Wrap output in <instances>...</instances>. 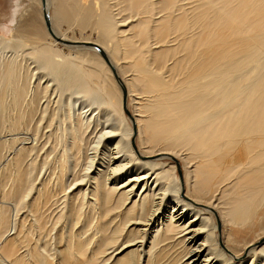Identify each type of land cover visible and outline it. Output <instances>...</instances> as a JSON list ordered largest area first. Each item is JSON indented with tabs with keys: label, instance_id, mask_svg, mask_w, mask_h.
<instances>
[{
	"label": "bare ground",
	"instance_id": "obj_1",
	"mask_svg": "<svg viewBox=\"0 0 264 264\" xmlns=\"http://www.w3.org/2000/svg\"><path fill=\"white\" fill-rule=\"evenodd\" d=\"M30 2L10 37L7 28L0 31V136H14L0 141V264H141L139 249L122 252L144 241V231L130 226H147L165 209L163 232L149 253L166 243L146 264H178L185 257L181 264H200L189 261L205 252L204 261L264 264L263 223L255 232L258 242L233 239V228L256 223L264 208V0H47L56 35L86 41L89 35L73 39L68 31L95 30L129 96H152V104L132 112L142 150L132 145L133 120L110 65L95 47L57 41L40 19L42 1ZM153 44L165 48L153 51ZM241 143L246 162L241 155L226 165V151ZM85 150L88 162L79 167ZM163 154L184 157L187 200L175 162L156 158ZM46 167L52 174L37 187ZM92 167V173L99 169L90 175ZM127 171L135 175L132 182ZM86 179L91 189L79 185L67 193ZM58 204L64 207L51 219ZM25 208L34 216L30 233L21 229L8 238ZM60 222L63 231L54 238L66 246L57 263L58 248L50 252L46 239ZM36 232L40 241L32 248ZM233 244H244V253ZM117 249L122 255L114 257L110 251Z\"/></svg>",
	"mask_w": 264,
	"mask_h": 264
},
{
	"label": "rangeland",
	"instance_id": "obj_2",
	"mask_svg": "<svg viewBox=\"0 0 264 264\" xmlns=\"http://www.w3.org/2000/svg\"><path fill=\"white\" fill-rule=\"evenodd\" d=\"M31 4V2H30V0H23V5H21V4H16L15 5V8L14 7H11L10 8V0H0V12H4V13H0V18H4L5 20H2V21H0V31L2 32L3 30L5 31L6 30V28H7V30L6 31H8V35H9V37L11 36V34H12V30H13V26H14V24H15V20L18 18V16L20 15V13L23 11L22 10V8L25 6V5H30ZM23 6V7H22ZM10 8V9H9ZM9 9V10H8ZM36 9V8H35ZM8 10V12H6ZM51 10V9H50ZM42 13V12H41ZM51 13H52V10H51ZM158 13V12H157ZM37 15V14H36ZM38 15H40L39 14V12H38ZM160 14H157L156 16H154L153 18H154V22L153 23H151V27L154 29V27L156 26V24H157V18H158V16H159ZM39 19V18H38ZM41 20H42V22H43V24H44V20H43V15L41 14V18H40ZM4 21H6L5 23H3ZM136 21V18L134 19V20H132V22H135ZM44 26H45V24H44ZM64 27L65 28H67V25L64 23ZM3 29V30H2ZM135 30H130L128 33H133ZM68 35L70 36V37H75V38H73V39H80V40H83V39H85V37H87L88 35V37L89 38H86V41H87V39L89 40V41H92V42H97L96 40H97V32H95V30H91V28L89 29H85V31L84 30H81V28H79V27H75V26H72V28H71V30H69L68 31ZM84 41V40H83ZM136 41H138V38L136 39ZM58 45H59V48H61L62 49V51H64V53L65 54H69L70 53V48H67V47H65V46H63V45H61V44H59L58 43ZM139 46H142V42H140V44H139ZM150 48L153 50V51H158V50H160V49H164L165 48V44H162V45H159V46H154V44L153 45H151L150 46ZM66 51V52H65ZM90 53H92V54H95L94 53V51H91ZM98 53V52H97ZM10 54V53H9ZM172 62H173V60L171 61V62H169L168 63V66H169V69H170V67L172 66ZM55 100H57V98H55L53 101H55ZM152 100H153V98H152V96H150V95H148V94H143L142 96L140 95L139 96V98H136L135 100L131 97V96H129V109L131 110V112H133L134 110H135V106L137 105V106H139V107H141V106H147V105H150V104H152ZM55 103H56V101H55ZM56 104H54V106H55ZM67 109V108H66ZM76 109V108H75ZM74 109V110H75ZM72 111V113H76L77 112V109H76V111ZM146 111H147V109H145L144 107H142V108H140V112H139V114H140V116H141V118H145L146 117ZM127 116V115H126ZM75 118H76V116H75ZM132 122V121H131ZM68 124H69V122H68ZM99 130L98 131H100L101 129L100 128H98ZM110 128H105V130H109ZM68 130H70V128H68ZM94 134L92 135V137L94 136V135H96L95 134V132H93ZM23 136H24V134H22ZM107 136H110V134L109 135H106L105 137H104V139L105 138H107ZM14 138V136H12V134L10 135V134H7V133H5V134H3L2 136H0V141H5V142H11L12 141V139ZM71 141V135L69 136V134H68V141ZM69 141V142H70ZM136 144H137V147L140 149V150H142V148H144V146H146V144L145 145H143L142 143H141V140H140V137L138 136L137 137V140H136ZM29 145V144H28ZM143 145V146H142ZM152 147L153 148H155L156 146L155 145H152ZM162 147V146H161ZM239 147V148H238ZM237 147V151H236V149H234L233 150V152L232 151H226V153H225V156H226V154H227V158H225V163H226V165H229V164H232L233 162V160H236V161H238V162H240V160L242 159V157H243V160H244V162H246V160H247V157H248V153L246 152V149H245V145L243 144V143H241L239 146ZM93 153V150H89V153ZM185 152H188L189 153V151H185ZM90 153V154H91ZM84 156L81 158L82 160H81V162H80V166L79 167H81V164H85V163H87L88 162V160H85V158H86V150L84 151ZM92 155V154H91ZM230 155V156H229ZM241 155H242V157H241ZM229 156V157H228ZM156 158H161V161H163V162H166V163H174V161L172 160V159H170V158H168L166 155H160V156H157ZM184 158V157H183ZM183 158H181L180 157V161H181V165L184 167V169H183V167H182V170H183V174H184V170H186L185 169V165H184V160H183ZM241 158V159H240ZM199 161V159L198 160H196V162L195 163H197ZM78 167V168H79ZM50 168V169H49ZM94 168L95 167H92L90 170H89V174L90 175H92L93 173H97V169H99L98 167H97V169H95V171L92 173V171L94 170ZM193 168H194V166L191 168V170H193ZM50 173V174H49ZM133 173H134V171H133ZM52 174V172H51V167H46L45 169H44V171L42 172V174L40 175V177H39V179L37 180V182H36V186L37 187H39L40 186V182L42 181V179L44 180V178H47L48 176H50ZM126 174L129 176V178L127 179V180H131V179H134V177H135V175L134 174H132L130 171L128 172H126ZM176 174L179 176V172H178V170H176ZM127 175H125V177L127 176ZM154 178V176H152V177H150L149 178V183L152 181V179ZM179 178H180V176H179ZM70 179H72V177H70L69 178V183L71 182V180ZM142 179V178H141ZM143 180V179H142ZM87 181V179L84 181V182H82V183H76L75 185H74V190H73V186H72V188L71 189H69L68 191H67V193L68 194H71V192H73L72 194H71V196L78 190V188L80 189L82 186H84V188L85 189H87V188H92L93 186L88 182H86ZM130 182H132V181H130ZM145 182V181H144ZM38 183H39V185H38ZM142 183H143V181H142ZM78 187H77V186ZM79 185L81 186V187H79ZM182 186V185H181ZM142 187V186H141ZM141 187H139L138 185L135 187V190H134V193L133 194H136L137 193V195L135 196L136 198H137V196H138V198L141 196V193L143 192V189L141 188ZM128 188H130V187H128ZM76 189V190H75ZM142 190V191H141ZM136 192V193H135ZM138 192H140L139 194H138ZM186 194V193H185ZM159 196H160V194H159ZM188 196V195H187ZM184 197V196H183ZM185 198V197H184ZM28 199H30V197H28ZM186 199V198H185ZM3 199H2V194H1V192H0V201H1V203L2 202H4V201H2ZM158 200V199H157ZM187 200V199H186ZM166 202H168V200L166 201ZM10 205L12 204V203H9ZM14 206V205H13ZM57 206H59V208H57ZM57 206H55V207H53V209H52V211H50L49 213L51 214V219L64 207H62V205L61 204H58ZM206 206H208V205H206V203H203L202 202V204L200 205V207H203V208H206V209H208V207H206ZM210 209V208H209ZM217 210H218V208H216ZM215 209V210H216ZM168 209H165V211H164V213H161L162 215H159V217L158 216H156L153 220H154V222H156L155 224H154V222H150L149 223V225H147V226H143L145 223H143V224H140L139 222H136V223H134L132 226H130V229H133V228H135V229H141V230H143L144 231V235H145V237H144V241H142L141 239H138L137 241H135V242H132V243H129L128 245H130V246H128L127 248H124L123 250H122V252L124 253L125 251H130V250H134V251H136V249H139L138 251H140L141 252V257H142V259H141V264H146V262H147V259L149 258V256L150 255H156V253L160 250V248H161V246H163L165 243H161L159 246H157V247H155L154 249H152V251L149 253V250H150V248H151V243H152V240H153V238H155L156 236H158L160 233H162L163 232V230H161V228H162V225H160L161 224V222L162 221H166V219H167V217H165V216H167L168 215V211H167ZM216 210V211H217ZM264 213V208H261L260 210H259V215L261 216V219L260 220H258L256 223H254L253 221H251L247 226H245V227H243V228H240V230L239 231H234V228H233V239L234 238H236V239H238L237 241H242L243 239H245V238H248L249 240H254V239H259V237H256V230L259 228V225H261L262 223L264 224V217L261 215V214H263ZM158 217V218H157ZM163 218H165V219H163ZM215 218H216V216H215ZM161 219V220H160ZM182 219H178L177 220V222H180ZM216 220H217V218H216ZM25 221V222H24ZM256 221V220H255ZM22 222H24V227H23V225H21L22 224ZM221 222H222V220H221ZM26 223V224H25ZM34 224V216L30 213V215H29V212H28V210H27V208H25V209H23L22 211H21V213H19V220H18V222H17V226H16V228H14V229H12V231H11V234L9 235V237L8 238H11V237H16V235H18L19 233V231L22 229H24V233H25V235L27 234V233H30V227L32 226ZM64 225H65V223L64 222H60V224H58L57 226H56V228L53 230V236L51 237H48V239H46V240H48L49 242V249L50 248H52V249H50L51 251L50 252H52V253H54L55 252V256H56V259H55V261L57 262V261H60L59 260V251L61 252V250H63L64 249V247L66 246V244L65 243H63V241L62 242H57L56 243V241H59L58 239H55L54 238V236H57V235H59L60 233H62V229H63V227H64ZM140 225V226H139ZM159 225V226H158ZM196 227H198V225H196L195 226V228ZM60 229V230H59ZM243 229V230H242ZM252 229V230H251ZM60 231V233L59 232H57V231ZM157 230H159V232H156ZM223 230H224V225L222 224V231H221V233H222V235H223ZM229 230H230V228H225V232H226V234H228V232H229ZM142 231V232H143ZM217 233H218V235H219V231H218V229H217ZM36 235V236H35ZM240 235V236H239ZM264 234H262V236H261V238L259 239V240H261V239H263L264 238V236H263ZM34 236L35 237H33L34 239L32 240L33 241V244H32V248H34V246L33 245H35V244H37L38 243V240L40 239V237H39V233H35L34 234ZM200 236V237H199ZM227 237V240H230V237L229 236H227V235H225V238ZM255 237V238H254ZM224 237H222V240H223V243H225V239ZM181 238H176V239H174V240H171L169 243L171 244V245H174V244H176L179 240H180ZM196 239V241L197 240H200L201 239V235H196L195 236V238H194V240ZM45 240V241H46ZM259 240H257V242L259 241ZM40 241V240H39ZM255 241V240H254ZM41 242H44V241H41ZM41 242H39V244L41 243ZM200 243V242H199ZM51 244V245H50ZM56 244H59V245H56ZM220 244V243H219ZM181 245L182 244H180V245H178L177 246V248H176V251L177 252H179V251H183V247H182V249H180V247H181ZM57 247L58 248V250L57 249H54L53 250V248H55V247ZM180 246V247H179ZM231 246H234V247H237V248H239L240 249V251H241V253H242V249L244 248V244H239V247H238V245H236V244H233V245H231ZM179 247V248H178ZM40 250L42 249V247H40L39 248ZM54 252H53V251ZM120 249H117V250H111L110 252H112L113 254V256L115 257V255H122L121 253V251H119ZM240 253V254H241ZM244 253V252H243ZM242 253V254H243ZM204 254H207V252H205V253H203L202 254V256L199 258V257H197V256H195L194 258H192V259H190V261H189V263H192L193 261H195V260H197V259H199L198 260V262H200V264H219V261H218V259H216L215 257H213V259L212 258H210L209 260L207 259L206 261H204ZM176 254H174L173 256H175ZM113 257V258H114ZM186 258L187 257H185L181 262H179L178 264H181L183 261H185L186 260ZM113 260V259H112ZM111 260V261H112ZM168 261H166L165 263H167ZM58 263V262H57ZM111 263V262H110Z\"/></svg>",
	"mask_w": 264,
	"mask_h": 264
},
{
	"label": "water",
	"instance_id": "obj_3",
	"mask_svg": "<svg viewBox=\"0 0 264 264\" xmlns=\"http://www.w3.org/2000/svg\"><path fill=\"white\" fill-rule=\"evenodd\" d=\"M41 1H42V5H43V16H44V20H45V25H46L49 33L57 41H59L60 43H63V44H70L72 46L95 47L98 50V52L103 56V58L106 60V62L110 65V67H111V69H112V71H113V73L115 75V78L117 79L119 85L122 88V92H123V108H124L125 112L127 113V115L133 120V130H134V133H133L131 142H132L133 147L136 149V147H137V144H136L137 126L134 123L133 113L129 110V107H128V100H129L128 90H127V87H126L123 79L118 74L116 66L113 65V63L111 61V58L109 57L108 53L104 50V48L102 46H100L96 42L70 40V39L61 38L58 35H56L55 32H54V30H53V25H52V22H51L50 14L46 10V8H45L46 3H47V0H41ZM163 155H166L168 158L172 159L175 162V164L177 166V170L179 172L180 180H181L183 196L188 197L185 194V191H184V174H183V170H182L181 161L179 160V158L177 156H175L173 154H163ZM206 207L210 208V210L212 209L213 212L215 211V209L212 208L211 206H206ZM217 225H218V230L221 231L222 230V222H221L220 219H218V217H217ZM262 240L264 241V238Z\"/></svg>",
	"mask_w": 264,
	"mask_h": 264
},
{
	"label": "crops",
	"instance_id": "obj_4",
	"mask_svg": "<svg viewBox=\"0 0 264 264\" xmlns=\"http://www.w3.org/2000/svg\"><path fill=\"white\" fill-rule=\"evenodd\" d=\"M16 4H21V5H23V0H10V8L11 7H14L15 8V5ZM9 8V9H10ZM8 9V10H9ZM8 10L6 11V12H8ZM0 13H4V12H0ZM50 13H51V10H50ZM52 14V13H51ZM2 20H5L4 18L2 19V18H0V21H2ZM6 21H4L3 23H5Z\"/></svg>",
	"mask_w": 264,
	"mask_h": 264
}]
</instances>
